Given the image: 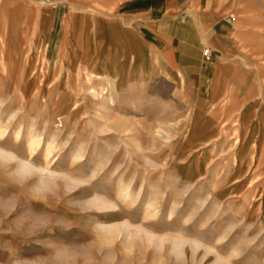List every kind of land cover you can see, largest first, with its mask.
Segmentation results:
<instances>
[{
  "label": "rangeland",
  "instance_id": "1",
  "mask_svg": "<svg viewBox=\"0 0 264 264\" xmlns=\"http://www.w3.org/2000/svg\"><path fill=\"white\" fill-rule=\"evenodd\" d=\"M59 1L0 0V264H264V0L217 82Z\"/></svg>",
  "mask_w": 264,
  "mask_h": 264
},
{
  "label": "crops",
  "instance_id": "2",
  "mask_svg": "<svg viewBox=\"0 0 264 264\" xmlns=\"http://www.w3.org/2000/svg\"><path fill=\"white\" fill-rule=\"evenodd\" d=\"M127 0L118 8L117 14L107 22V26H125L120 32H132L143 45L149 42L154 46L160 43L162 53L171 65H182L184 73L191 75L190 80H195L194 74L200 72L201 81H225V64L230 55L234 54L233 31L237 22L227 20V14L234 4H245L249 9L254 8L250 0ZM263 6L259 0H254ZM68 6L58 4L55 9L48 10V24L51 19L60 18L66 14ZM92 10H94L92 8ZM255 9V15L249 16V21L261 16ZM110 18V17H109ZM136 19L147 39L139 34L138 25L125 24L126 20ZM230 21V22H228ZM62 21L58 22L61 23ZM48 25V26H49ZM117 31V30H116ZM208 47L211 57L207 60L202 48ZM192 51L194 68H188L186 53ZM199 68V70H196ZM217 88L219 89L217 84ZM215 91V88H212ZM216 91L214 92V95ZM214 97V96H213ZM216 98V97H215ZM222 239H218L220 241Z\"/></svg>",
  "mask_w": 264,
  "mask_h": 264
},
{
  "label": "bare ground",
  "instance_id": "3",
  "mask_svg": "<svg viewBox=\"0 0 264 264\" xmlns=\"http://www.w3.org/2000/svg\"><path fill=\"white\" fill-rule=\"evenodd\" d=\"M5 27V26H4ZM4 131H0V136L1 137H4ZM20 131H17L16 134H15V140L14 141H17L20 139ZM30 141H33L31 142L29 145H28V153H29V157H33L35 155H37L38 153V150H39V147H40V138L39 139H32ZM46 155H47V158H49V156L51 155V148L49 147L46 151ZM49 161V160H48ZM53 161V160H52ZM47 163V162H46ZM49 164V163H47Z\"/></svg>",
  "mask_w": 264,
  "mask_h": 264
},
{
  "label": "built area",
  "instance_id": "4",
  "mask_svg": "<svg viewBox=\"0 0 264 264\" xmlns=\"http://www.w3.org/2000/svg\"><path fill=\"white\" fill-rule=\"evenodd\" d=\"M35 1L41 2L46 5H50V7L52 8H55L60 2L59 0H35ZM234 17L235 16L231 14L229 16V20H233ZM211 54H212V51L208 47L203 49V55L207 60H209V58L211 57Z\"/></svg>",
  "mask_w": 264,
  "mask_h": 264
}]
</instances>
